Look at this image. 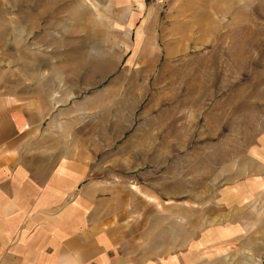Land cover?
Returning <instances> with one entry per match:
<instances>
[{
    "label": "rangeland",
    "instance_id": "obj_1",
    "mask_svg": "<svg viewBox=\"0 0 264 264\" xmlns=\"http://www.w3.org/2000/svg\"><path fill=\"white\" fill-rule=\"evenodd\" d=\"M11 1L0 0L7 23ZM150 2L152 17L138 24L134 5L127 38L120 20L118 31L99 21L96 49L111 62H44L45 76L65 68L68 78L47 85L70 97L49 117L44 145L55 167L91 184L88 194L101 189L96 210L148 236L151 255L175 245L209 262L223 247L241 251L238 240L222 243L225 230L264 238V0Z\"/></svg>",
    "mask_w": 264,
    "mask_h": 264
},
{
    "label": "crops",
    "instance_id": "obj_2",
    "mask_svg": "<svg viewBox=\"0 0 264 264\" xmlns=\"http://www.w3.org/2000/svg\"><path fill=\"white\" fill-rule=\"evenodd\" d=\"M11 2L12 22L5 21L0 9V264H264V238L253 234L231 240L237 238L233 230L222 232L221 239L238 240L237 254L223 247L221 253H209V262L197 263L191 251L183 254L174 245L169 254L156 248L151 255L148 236L144 246L139 233L96 210L101 189L96 196L88 194L91 184L80 183L68 166L55 167L44 145L49 137L42 132L49 117L70 100L63 87L52 86L51 91L47 85V78H68L62 74L65 68L54 67L45 76L44 62H111L96 49L99 21L104 29L118 31L120 20L127 38L134 31V25L128 28L134 5L139 15L134 22L148 21L150 0ZM23 32L30 36L27 54L22 53ZM7 47L14 49L8 57ZM23 57L29 61L24 66L28 86L22 84ZM11 61L13 69L7 72Z\"/></svg>",
    "mask_w": 264,
    "mask_h": 264
},
{
    "label": "built area",
    "instance_id": "obj_3",
    "mask_svg": "<svg viewBox=\"0 0 264 264\" xmlns=\"http://www.w3.org/2000/svg\"><path fill=\"white\" fill-rule=\"evenodd\" d=\"M156 2H158V3H162V2H163V0H156Z\"/></svg>",
    "mask_w": 264,
    "mask_h": 264
}]
</instances>
